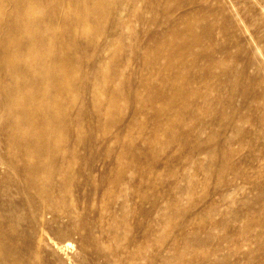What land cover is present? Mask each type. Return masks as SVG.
Here are the masks:
<instances>
[{"label": "bare ground", "instance_id": "obj_1", "mask_svg": "<svg viewBox=\"0 0 264 264\" xmlns=\"http://www.w3.org/2000/svg\"><path fill=\"white\" fill-rule=\"evenodd\" d=\"M64 1L66 5L69 4V9L71 2L73 5L76 2L75 6L85 9L88 18L99 19L101 16L100 19L111 20L110 32L113 33L121 32L125 26L130 27L121 24L122 15L125 14L128 5H134L135 10L136 6L143 4L146 9L143 8L140 25L143 33L149 30L152 35L146 38L145 34L140 32L136 38L140 47L147 46L150 42L153 43L152 46L156 45V48L153 51L152 47L149 48L150 45L146 47V63L142 67L145 78L143 83L132 88L127 99L113 82L119 78L121 70L128 68L129 63L123 66V62L115 55L116 78L105 84L111 97L110 105L117 108L118 101L124 99L130 104L134 103L130 109L129 120L121 118L112 121V124L121 126L122 132L117 134L118 136H112L111 131L104 128V123L97 122L95 126L97 130H93L91 135H94V132L97 134L101 132V138L98 135L97 138L86 136L78 141L73 137L80 136L85 123L81 121L83 119H73L69 112L74 104L70 91L78 90V86L69 78L71 74L80 70L79 65L73 63L75 53L67 49L64 56L67 64L65 69L57 65L58 55L54 48L53 55L51 54L52 57L49 58L41 57L40 60L36 59L26 64H19L17 58L20 56L18 50L21 44L29 45L33 49L45 46V38L39 37L36 32L46 26L44 22L48 17L50 23L46 26L47 29L59 28L64 22L73 25L75 23L73 21L79 20L80 16L69 14L65 19H59L61 14L57 11L61 10V1L56 3L45 18H36L35 14L41 9L42 0H0V264H27L28 256L47 248L65 252L73 246L70 241L72 237L79 240L82 254L85 255L88 253V251L84 253L86 241L91 239L95 244L101 239H98L101 236L97 234V230L103 228L102 225L100 228L98 226L101 222L104 224L106 217L110 222V226L108 223L107 226L111 228V231L108 230L111 232L114 245L116 242L120 244L119 240H126L125 244L117 245L114 256L116 262H113L133 263L134 258L138 256L145 264L148 248L145 222L150 216L147 206L151 205L154 209L162 207L158 199L149 196L151 184L140 164L147 162L150 168L151 164L158 160L157 153L153 152L151 145L160 143L159 135L165 134L169 138H177L178 135L180 149L188 153L186 157L193 168L204 172L211 171L212 167L199 159L201 156L212 159L216 155L217 150L213 146L216 134L212 132L207 138L201 139L207 130L203 123L190 122L179 129L178 122L181 118L174 116V113L178 112L180 115L184 113L185 118L189 116L193 119L197 118V111L201 105L218 106L223 103L211 98L199 105L198 101H194L195 97L190 95L189 83H198L206 74H210V66L207 67L206 62L212 61L215 57L214 54L193 51L206 38H210L213 32V29L206 25L204 28L202 26L203 32L198 34L195 24L198 18L204 19L210 14L223 16L226 3L234 10L236 7L231 0H210L219 5L213 9L207 4L209 0H204L205 4L198 10L193 7L186 10L189 14L178 15L181 9L191 7L193 0H176L179 6L174 8L162 4L161 0H88L86 3L83 0ZM255 3L258 4L257 0ZM148 12L155 14L152 20L145 19V13ZM192 13L194 14L189 16ZM225 21L226 30L229 31L235 25L244 26L245 17L238 12L237 16L233 14V18L225 15ZM177 22L183 23L184 28H178ZM98 33L102 34L103 31ZM166 35H172L176 39L166 44L162 41ZM54 38L65 47L67 42L63 40V35L55 34ZM109 39L105 37L102 44L95 48L94 56L100 57L107 50L106 47L111 43ZM123 45L126 44H117L118 47ZM226 53L224 52V55ZM149 58L154 61L147 63L151 60ZM145 70H152L150 76H146ZM220 85V83L219 86L215 85L213 90L220 92ZM87 91L93 100L89 89ZM144 91L145 97L141 95ZM188 104L191 108L187 106ZM74 106L80 116L89 111V108L84 111V104ZM100 106L101 104H94L95 108ZM140 115L147 119L141 125L137 123ZM131 129L144 132L143 135L148 136V139L134 148L123 146L115 155L108 143L127 135ZM232 130L225 143L229 142L234 134H244L237 124ZM98 139L102 150L95 153ZM81 150L85 153L83 154ZM123 153L129 155L127 162H122ZM218 153L221 154L219 151ZM134 174H137V179ZM237 176L235 173V177ZM175 187L178 191V184ZM229 188L222 194L217 193V196L225 200V197L231 194L229 191H232L233 185L229 184ZM130 189L134 191L132 194H129ZM117 193L119 198L124 197L125 200L116 197ZM103 199L107 200L105 218L98 209L89 211L94 208V204ZM132 201L137 204L136 213L140 217L139 232L142 236L138 240V245L134 243L137 245L135 252L132 251L133 244L129 238L134 229L128 216L131 213ZM181 204L183 199L180 198L174 203V208L178 212ZM214 212L215 209L208 210L209 214ZM184 234L186 245L192 242L197 245L202 243L194 231L192 238H188L187 232ZM21 243L24 245L19 247ZM95 249L98 250V247ZM100 250H103L102 247Z\"/></svg>", "mask_w": 264, "mask_h": 264}, {"label": "rangeland", "instance_id": "obj_2", "mask_svg": "<svg viewBox=\"0 0 264 264\" xmlns=\"http://www.w3.org/2000/svg\"><path fill=\"white\" fill-rule=\"evenodd\" d=\"M58 1H61L62 5L61 10L57 11L61 14L59 19H65L69 14H78L80 19L73 21L75 22L73 25L64 22L60 24L59 28L47 29L46 26L50 23H48V17V20L44 22L46 26L36 32L39 37L45 38V46L33 49L29 45L21 44L20 50H18L20 56L17 60L19 64H26L36 59L40 60L41 57L48 56L47 58H49L52 57L54 51L52 48H54L58 55L56 62L59 63L57 65L65 69L67 64L64 56L67 49L75 53L73 63L79 65L80 70L71 74L69 78L73 84L78 86V90L73 89L70 93L74 98V104L80 106L84 104V111L86 108H89V111L80 116L74 104L69 110L73 119H83L81 121L85 123L84 128L80 131V136H74L73 139L81 141L86 136L97 138V135L101 138V132L98 134L94 132V135H91L93 130H97L95 127L97 122L104 123V128L111 131L112 136H118L117 134L123 129L117 124H112V121L131 118L130 109L134 103L130 104L125 99L135 85L143 83L145 77L142 74L144 72L142 67L146 63V47L150 45L149 48L152 47L153 51L156 48V45L152 46L153 43L150 42L142 48L136 38L140 32L145 34L146 38L152 35L149 30L143 33L140 25V16L146 6L142 4L139 7L136 6L134 10V5H128L125 14L122 15L121 24L130 25V27L125 26L121 32L113 33L110 32L111 20L100 19L101 16L99 19L88 18L85 9L75 6L76 2L74 5L71 2V9H69V4L66 5L64 0H42L41 9L36 12L35 17L45 18ZM83 1L84 3L88 2V0ZM231 1L236 10L226 3V11L223 16L216 13L206 16L204 19H199L196 16L198 19L195 18V20L197 19L195 29L198 34L203 32L201 30L206 25L210 26L213 32L210 38H206L193 51L214 54L215 57L212 61L206 62V66H210V74H206L205 78L198 83H189L190 95L195 97L194 101H198L199 105L211 98L223 103L218 106L201 105L197 111V118L193 119H190L189 116L185 118L184 113L181 115L178 112L174 113V116L181 118L178 122L179 129L190 122L203 123L207 126V130L201 139L207 138L212 132L216 134L213 144L217 150L216 155L212 159H205L204 156L199 159L205 165L209 164L212 167L211 171L204 172L196 167L193 168L190 160L186 157L188 153L180 149L178 135L177 138H169L165 134L159 135L160 143L151 145L153 152L157 153L158 160L151 164L150 168L147 162L140 164L151 184L149 196L158 199L162 207L161 210L154 209L151 205L147 206L150 216L145 222L148 232L145 264H264V0H257L258 4L255 3V0ZM161 2L169 8L179 6V2L177 3L176 0H161ZM204 4V0H193L192 6L181 9L182 11L178 12V15L189 14L186 12L187 9L194 7L198 10ZM207 4H210L209 8L219 7L216 2H210V0ZM238 12L245 17L244 26L236 27L235 25L234 28L227 31L225 15L228 18H233V14L237 16ZM145 14V19L152 20L155 17L152 12ZM177 20L179 19L177 18ZM177 23L178 28H184L183 23ZM98 31H103V33L100 34ZM55 34L63 35V40L67 42L65 47L61 46L60 41L55 40ZM105 37H109L111 42L106 47L107 50L100 57L94 56L95 48L102 44ZM175 39L172 35H166L162 41L168 44L174 42ZM119 43L126 45L118 47ZM224 52H228V54L224 55ZM115 55L118 56L120 62H123V66L125 63H129L128 68L121 70L119 78L113 82V85L117 86L125 95L124 100L118 101L117 108L110 105L111 97L105 88L106 83L116 78L114 76V72H116ZM128 58L131 60L127 61ZM150 61L154 60H148L147 63ZM202 63L204 64V62ZM192 72L195 71L192 70ZM150 73L152 70L147 71L146 76H150ZM219 83L221 84L220 92L214 91L213 87L219 86ZM88 89L93 95L94 101L91 99ZM145 94V91L141 93L144 97ZM94 104H101V106L95 108ZM213 104L215 103L213 102ZM187 106L191 108L190 104ZM137 121L141 125L147 119L140 115ZM236 124L244 131V134H234L233 140L225 143L224 141L231 135L233 126ZM143 134L144 132L141 133L138 129H131L127 135L121 136L118 140L113 139L108 145L116 155L118 149L123 146L134 148L135 145L142 144L144 140L148 139V136ZM220 142L221 144H219ZM96 145L98 148L96 147L95 153L101 152L102 147H100L99 139ZM81 151L83 154L85 153L83 150ZM123 156L122 162H127L129 155L123 153ZM235 173H237V177H235ZM134 177L137 179V174H134ZM177 184L178 191L175 187ZM229 184L233 185L232 191H229L231 194L226 196L225 200L221 199L217 193L222 194L227 191ZM128 191L129 194L134 192L133 189ZM117 195L118 193L116 197H118ZM178 198L183 199V204L179 207L180 213L174 208V203ZM119 199L125 200L124 197ZM106 202L107 200L104 199L97 202L94 204V208L89 211L98 209L105 218ZM130 207L129 222L134 229L129 234V238L133 244L132 251L135 252L138 240L142 237L139 232L140 217L136 213L137 204L134 201L130 202ZM209 209H215L216 212L209 214ZM121 214L123 215L122 212ZM102 223L98 227L100 228L102 225L103 228L98 229L99 233L97 232V234L101 236L98 239L104 240L99 239L95 244L91 239L86 241L87 246L84 247V253L88 251L87 254H82L79 240L72 237L70 238L73 243L72 248L65 252L55 251L52 248L37 251L27 257V264H120L114 263L116 262L114 256L117 245L125 244L126 240H119L120 244L116 242L114 245L107 217L104 219V224ZM22 228L23 226L20 229ZM246 229H248L247 232L244 231ZM193 231L197 233L196 235L202 240V243L197 245L192 242V244L186 245L184 233L187 232L188 238H192ZM100 232L103 234L100 235ZM23 245L21 243L19 247ZM94 246H97L98 250ZM101 247L105 250L104 252L100 250ZM98 251L100 252L97 256ZM134 260L133 263L129 261L124 263L144 264L138 256ZM218 260L220 262H216Z\"/></svg>", "mask_w": 264, "mask_h": 264}]
</instances>
